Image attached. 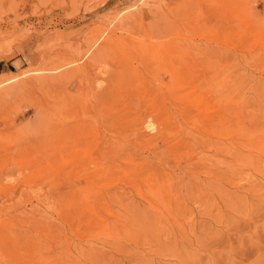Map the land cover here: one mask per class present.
<instances>
[{"label": "rangeland", "instance_id": "374dc122", "mask_svg": "<svg viewBox=\"0 0 264 264\" xmlns=\"http://www.w3.org/2000/svg\"><path fill=\"white\" fill-rule=\"evenodd\" d=\"M131 12L142 13L139 24ZM146 27L159 39L148 38ZM172 41L179 43L173 51ZM170 70L188 89L169 85ZM20 71L30 74L12 80ZM147 84L169 87L167 108L152 105ZM112 107L123 119L107 116ZM117 130L124 133L118 143L98 152L96 140ZM194 137L207 140L209 158ZM217 147L226 159L222 190L201 201L180 191L183 175L212 180ZM155 148L165 178L151 189L132 165ZM261 157L264 0H0V264H264ZM237 195L248 202L237 203Z\"/></svg>", "mask_w": 264, "mask_h": 264}, {"label": "bare ground", "instance_id": "6f19581e", "mask_svg": "<svg viewBox=\"0 0 264 264\" xmlns=\"http://www.w3.org/2000/svg\"><path fill=\"white\" fill-rule=\"evenodd\" d=\"M194 1H196V0H194ZM246 1V0H245ZM217 2V1H216ZM222 2V1H221ZM231 2V1H230ZM160 3V2H159ZM207 3V2H206ZM224 3V2H223ZM249 3V2H248ZM222 5V4H221ZM244 5V4H243ZM144 6V5H143ZM150 8V7H149ZM166 8V7H165ZM248 9V8H247ZM254 9V8H253ZM182 10H184V9H182ZM181 10V11H182ZM127 12V11H126ZM129 12V11H128ZM159 12V11H158ZM133 13H135V12H133ZM132 12H131V16L133 17V20H131V21H134L135 22V24H139V22H141V19H143L142 18V13H140V14H133ZM181 13V12H180ZM128 14V13H127ZM154 14V13H153ZM152 14V15H153ZM125 15V14H124ZM122 16V15H121ZM125 17V16H124ZM123 17V18H124ZM127 17V16H126ZM129 17H130V15H129ZM168 19V18H167ZM166 19V20H167ZM179 19V18H178ZM118 20H119V17H118ZM118 20H116V21H118ZM125 21H123L124 23L126 22V21H128V20H126V18L124 19ZM120 21V20H119ZM121 21H122V19H121ZM120 21V22H121ZM129 21H130V19H129ZM149 21V20H148ZM154 21V20H153ZM120 22H118V23H120ZM157 22V21H156ZM160 22H161V20H160ZM159 22V23H160ZM171 22V21H170ZM257 22H258V20H257ZM256 22V23H257ZM127 23V22H126ZM147 23V22H146ZM151 23V22H150ZM158 23V24H159ZM168 23V22H167ZM218 23V22H217ZM250 23V22H249ZM121 24H123V23H121ZM254 24V23H253ZM126 25V24H125ZM144 25V24H143ZM152 24H150V26H151ZM155 25V24H154ZM163 25V24H162ZM170 24H168V26H169ZM113 26V25H112ZM120 27H121V25H119ZM124 26V25H123ZM145 26H147V24L145 25ZM149 26V25H148ZM171 26H172V24H171ZM257 26V25H256ZM152 27V26H151ZM157 27H159V26H157ZM164 27L165 26H163V29H164ZM142 28V27H141ZM147 29L145 30L146 31V35L147 36H149L148 38H158L159 39V37L160 36H158V35H155L154 33H152V32H154V31H150V29H148V27H146ZM160 28V27H159ZM121 29H122V27H121ZM173 29V28H172ZM165 30V29H164ZM170 30V29H169ZM168 30V31H169ZM202 30V29H201ZM144 31V30H143ZM143 31H142V34H143ZM161 31V30H160ZM173 31V30H172ZM156 32V31H155ZM167 32V31H166ZM110 33H112V32H110ZM110 33H109V35H110ZM100 34V33H99ZM145 34V33H144ZM114 36L112 37L113 38V43H114V38H116L115 36V34H113ZM164 35V34H163ZM140 36V35H139ZM142 36V35H141ZM98 37V36H97ZM96 37V38H97ZM143 37V36H142ZM141 37V38H142ZM109 38V37H108ZM107 38V39H108ZM144 38V37H143ZM105 39V38H104ZM96 40V39H95ZM106 41H107V43H106ZM108 41H110V40H106L105 39V43L107 44V45H109V43H108ZM146 41V40H145ZM144 41V42H145ZM103 42V41H102ZM167 44H164V45H168L169 44V41H165ZM183 42V41H182ZM189 42V41H188ZM105 43H103V45L105 44ZM149 43V42H148ZM148 43H145V44H147L148 45ZM191 43V42H190ZM197 43V42H196ZM102 44V43H101ZM105 44V45H106ZM112 44V43H111ZM144 44V43H143ZM143 44H142V46H143ZM171 45H172V47H171V49L170 50H174V47L173 46H176V45H179V43H177L176 41H172L171 43H170ZM181 44V43H180ZM193 44V43H192ZM198 44V43H197ZM138 45V44H137ZM140 45V44H139ZM151 45V44H150ZM195 45V44H194ZM205 45V44H204ZM110 46V45H109ZM142 46H140L141 48H142ZM139 47V48H140ZM144 47V46H143ZM176 47H178V46H176ZM175 47V48H176ZM196 47V46H195ZM145 48V47H144ZM103 49V48H102ZM143 49V48H142ZM176 49H178V48H176ZM152 50V49H151ZM172 50V51H173ZM187 50V49H186ZM207 50V49H206ZM205 50V51H206ZM144 51L145 50H143V53H144ZM169 51V50H168ZM202 51V50H201ZM148 52V51H147ZM154 52V51H153ZM177 52V51H176ZM179 52V51H178ZM199 52V51H198ZM101 53V52H100ZM141 53V52H140ZM118 54V53H117ZM135 54V53H134ZM97 55V54H96ZM180 56V55H179ZM117 59V58H116ZM144 60V59H143ZM147 60H148V58H147ZM140 61V60H139ZM141 62V61H140ZM139 62V63H140ZM123 63V62H122ZM138 63V62H137ZM114 64V63H113ZM141 64V63H140ZM158 64V63H157ZM122 66V65H121ZM126 66V65H125ZM155 66H156V64H155ZM85 67V66H84ZM146 67V66H145ZM164 67V66H163ZM172 67H173V65H172ZM189 67V66H188ZM187 67V68H188ZM181 68V67H180ZM83 69H85V68H83ZM173 69V68H172ZM149 70V69H148ZM168 70V69H167ZM145 71V70H144ZM176 71V70H175ZM175 71H171L170 70V72H169V85H171V87H177L178 89H180L182 86H184L183 88H187V85H188V83H186V81H187V79H186V81H183V75L182 76H180L179 75V73L177 74V72H180V70L178 69L177 70V72H175ZM27 72V71H26ZM26 72L25 71H20V72H17L16 73V75L12 78V80L13 79H17L18 77H20V76H24V75H26ZM28 72H30L29 70H28ZM27 72V73H28ZM32 72V71H31ZM30 72V73H31ZM146 72V71H145ZM149 72V71H148ZM163 72H164V70H163ZM186 72V71H185ZM30 73H28V74H30ZM153 73V72H152ZM187 73V72H186ZM200 73V72H199ZM27 74V75H28ZM137 74V73H136ZM165 74V73H164ZM202 74V73H201ZM201 74H199L198 76H200V77H202L204 74H202V76H201ZM133 75V74H132ZM163 76V75H162ZM186 76H187V74H186ZM198 76H197V78H198ZM142 77V76H141ZM150 77V76H149ZM102 78V77H101ZM149 79V78H148ZM147 79V80H148ZM189 79H191V78H189ZM189 79H188V81H189ZM150 81V80H149ZM151 81H153V80H151ZM191 81V80H190ZM190 81H189V83H190ZM205 81V80H204ZM114 82H116V80H114L113 79V83ZM155 82V81H154ZM164 82V81H163ZM112 83V84H113ZM159 83V82H158ZM187 85H186V84ZM201 83V82H200ZM111 84V85H112ZM115 84V83H114ZM128 84V83H127ZM186 85V87H185V85ZM192 84V83H191ZM191 84H189V86L191 87ZM203 84H205V83H203ZM107 85H108V83H107ZM173 85V86H172ZM198 85H200V84H198ZM198 85H197V87H198ZM160 87H157V88H154V85H152V84H147V86H144V88L146 89V93H149L148 95H150V97H148V95H147V97L149 98V99H151V102H152V105L154 104V106H156V107H160V106H162V104L164 103V97H163V91H164V89L166 88V89H168L169 87H167L166 85H163V84H160L159 85ZM193 86V85H192ZM125 87V86H124ZM196 87V88H197ZM128 88V87H127ZM194 88V87H193ZM132 89V88H131ZM145 89H143V90H145ZM188 89V88H187ZM129 90H130V88H129ZM133 90V89H132ZM169 90V89H168ZM167 91V90H166ZM170 91H172V89L170 90ZM186 91V90H185ZM193 91V90H192ZM133 92V91H132ZM144 92V91H143ZM143 92H140V93H143ZM194 92V91H193ZM134 93V92H133ZM168 93H169V91H168ZM178 93V92H177ZM118 94H119V92H118ZM139 94V93H138ZM171 94H173V93H171ZM181 94V93H180ZM134 95V94H133ZM174 95V94H173ZM173 95H170L171 97H176L175 95L173 96ZM182 95V94H181ZM201 95V94H200ZM95 96V95H94ZM139 96V95H138ZM146 96V95H145ZM144 96V97H145ZM106 97V96H105ZM124 97V96H123ZM141 97V96H140ZM153 99H152V98ZM181 97V96H180ZM108 98V97H107ZM118 98V97H117ZM147 98V100H149ZM104 99V98H103ZM106 99V98H105ZM104 99V100H105ZM174 99V98H173ZM198 99V98H197ZM197 99H195L194 98V100H197ZM206 99V98H205ZM204 99V100H205ZM107 100V99H106ZM109 100V99H108ZM107 100V101H108ZM127 100V99H126ZM153 100V101H152ZM166 100H168V98L166 99ZM185 100V99H184ZM193 100V101H194ZM102 101V100H101ZM132 101H133V99H132ZM106 102V101H105ZM108 102H112V100L111 101H108ZM134 102V101H133ZM139 102H141V101H139ZM143 102V101H142ZM141 102V103H142ZM150 102V101H149ZM171 102V101H170ZM190 103H192L191 101H190ZM201 103L203 104V101L202 102H200V104L199 105H201ZM101 105H103L102 103H100ZM124 104H126V101H124L123 102V106H124ZM164 104H166V103H164ZM163 104V105H164ZM167 104H168V102H167ZM173 104V103H172ZM194 105H195V103H193ZM63 105H65V104H63ZM127 105H129V104H127ZM139 105H140V103H139ZM150 105H151V103H150ZM174 105V104H173ZM176 105V104H175ZM204 105H205V102H204ZM122 106V105H121ZM167 105H164V107L165 108H167L166 107ZM176 106H178V105H176ZM180 106V105H179ZM202 106V105H201ZM206 106V105H205ZM125 107V106H124ZM128 107V106H127ZM133 107H134V104H133ZM152 107V106H151ZM160 108V109H163V110H165V108ZM198 107V106H197ZM204 106H202L201 108H203ZM100 108H103V107H100ZM108 108V107H107ZM175 108V107H174ZM179 108H181L182 109V106H180ZM198 108H200V107H198ZM198 108H196V109H198ZM60 108H58V110H59ZM154 108L152 107V110H153ZM169 109V108H168ZM168 109H167V111H168ZM176 109V108H175ZM206 109V108H205ZM103 110V109H102ZM121 110H123V109H121ZM180 110V109H179ZM46 111V110H45ZM109 111V110H108ZM139 111V110H138ZM153 111H155V109L153 110ZM152 111V112H153ZM170 111V110H169ZM178 111V110H177ZM183 111H184V109H183ZM196 111V110H195ZM39 112L41 113V111L39 110ZM43 112V111H42ZM103 112H104V110H103ZM106 112H107V110H106ZM165 112V111H164ZM190 112V111H189ZM188 112V113H189ZM198 113H200V111H197ZM201 112H203V110L201 111ZM206 112V111H205ZM49 113H52V112H50L49 111ZM105 113V112H104ZM109 113V112H108ZM111 113V114H110ZM110 116H109V114L107 115L108 117H110L112 120H113V118H116V119H120V118H122V117H124V116H122V117H120V115H119V110L117 109V108H114V107H112L111 109H110ZM124 113V112H123ZM133 113H134V111H133ZM162 113V112H161ZM176 113H179V112H176ZM185 113V112H184ZM191 113V112H190ZM197 113V114H198ZM42 114V113H41ZM126 114V113H125ZM150 114H151V112H150ZM166 114V113H165ZM172 114V113H171ZM192 114V113H191ZM222 114V113H221ZM38 115V114H37ZM40 115V114H39ZM119 115V117L120 118H118V117H116V116H118ZM128 115V114H127ZM137 115V114H136ZM158 116H159V114H157ZM156 115V116H157ZM189 115V114H188ZM196 115V114H195ZM194 115V118L196 119V116ZM216 115V114H215ZM155 116V117H156ZM157 116V117H158ZM161 116V115H160ZM190 116V115H189ZM188 116V117H189ZM213 116V115H212ZM220 116V115H219ZM129 117V116H128ZM133 117V116H132ZM164 117V116H163ZM163 117H162V119H163ZM183 117H184V115H183ZM218 117V116H217ZM221 118H222V116H220ZM72 118V117H71ZM70 118V119H71ZM92 118V117H91ZM100 118V117H99ZM104 118H105V116H104ZM173 118L175 119V120H178L177 119V117H174L173 116ZM173 118H172V120H173ZM180 118V117H179ZM186 118H187V115H186ZM185 117H184V119H186ZM193 118V119H194ZM214 118V117H213ZM66 119V118H65ZM68 119V118H67ZM103 118H101V120H102ZM123 119V118H122ZM144 120H146L145 118H143ZM155 119V118H154ZM161 119V118H160ZM161 119V120H162ZM153 120V119H152ZM156 120V119H155ZM160 120V123H159V125L162 123L163 124V122ZM164 120V119H163ZM180 120H182V118L180 119ZM192 120V118L190 119V121ZM220 120H222V119H220ZM103 121V120H102ZM101 121V122H102ZM106 121V120H105ZM109 121H110V119H109ZM118 121V120H117ZM116 121V122H117ZM123 121H125V120H123ZM147 121V120H146ZM149 121V120H148ZM148 121L145 123L147 126H148ZM185 121V120H184ZM196 121V120H195ZM108 122V121H107ZM119 122V121H118ZM116 123V124H119V123ZM133 122H135L136 124H140L141 123V120H140V117L138 116H136V118H133ZM153 122V121H152ZM157 122H159V119H158V121ZM178 122V121H177ZM218 123L220 122L221 123V121H217ZM222 122H223V120H222ZM112 123H113V121H112ZM173 123V122H172ZM176 123V122H175ZM101 124V123H100ZM103 124V123H102ZM124 124H126V122H124ZM149 124H152V123H149ZM166 124V123H165ZM105 125V124H104ZM115 125V124H114ZM141 125H142V123H141ZM158 125V126H159ZM170 125H172V124H169V127H170ZM174 125H176V124H174ZM178 125H180V123L179 124H177V126ZM186 125V124H185ZM188 125H190V124H188ZM191 125H192V123H191ZM103 126V125H102ZM111 126V125H110ZM161 126H163V125H161ZM161 126H160V130L161 131H158V132H160V136L161 137H164L165 136V126H164V128L163 129H161ZM167 126V125H166ZM176 126V127H177ZM180 126H182V125H180ZM179 126V127H180ZM196 126H198V125H196ZM194 127V128H197V127ZM92 127V126H91ZM112 127V126H111ZM138 126H136L135 128H137ZM176 127H174V128H176ZM179 127H177V128H179ZM130 128H133V127H130ZM130 128H129V130H130ZM168 128V127H167ZM174 128H172V130H170L171 131V133H173V131L175 130ZM183 128V127H182ZM185 129L184 130H186V131H188V132H191L190 130H192V128H190L189 130H187L186 129V127H184ZM134 129V128H133ZM144 129V128H143ZM145 129H146V127H145ZM156 129H157V125H156ZM174 129V130H173ZM92 130V129H91ZM110 130V129H109ZM123 130V129H122ZM127 130H128V128H127ZM141 130H142V128H141ZM158 130H159V128H158ZM183 130V129H182ZM63 131V130H62ZM68 131V130H67ZM66 131V132H67ZM71 131H74V130H70L69 132H71ZM93 131V130H92ZM124 131V130H123ZM123 131H120V130H117V131H113L111 134H109V135H107L108 133H109V131H108V133L107 134H105L106 132H103V135H102V137H100V138H98V137H96V142H94L93 143V145L96 143V145H98V146H100L101 147V149H99L98 150V152L101 150V152H103V150H105L109 145H116V143H118V139H119V136H120V134L122 135V137H123ZM126 131V130H125ZM134 131H135V129H134ZM167 131H169V130H167ZM180 131V130H179ZM65 132V133H66ZM75 132V131H74ZM94 132V131H93ZM97 132V131H96ZM133 132V131H132ZM146 132V131H145ZM145 132L144 133H142V131H141V133L139 134L140 136H144V135H146L145 134ZM197 132V131H196ZM195 132V133H196ZM63 133V132H62ZM61 133V134H62ZM98 133V132H97ZM128 132H126V135L128 136V135H131L130 134V132H129V134H127ZM138 133H139V131H138ZM181 133H183V132H181ZM193 132H191V133H189V134H191V136H193V134H192ZM199 133V132H198ZM201 133V132H200ZM70 135H71V133H69ZM76 134V133H75ZM75 134H73V132H72V135L74 136V137H77V136H75ZM95 134V133H94ZM135 134V133H134ZM159 134V133H158ZM178 134V133H177ZM197 134V133H196ZM64 135V133L61 135V136H63ZM85 135V134H84ZM89 135V134H88ZM91 135V134H90ZM89 135V136H90ZM180 135H182V134H180ZM179 135V136H180ZM60 136V137H61ZM65 136V135H64ZM96 136H97V134H96ZM127 136H124V137H127ZM149 136V135H148ZM159 136V135H158ZM201 136V135H200ZM67 138H68V136H66ZM66 137H65V141H69V138L66 140ZM73 137V138H74ZM82 137V136H81ZM122 137H121V139H122ZM145 137V136H144ZM198 137V136H197ZM71 138V137H70ZM78 138V137H77ZM94 138V137H93ZM135 138H137V137H135ZM134 138V139H135ZM139 138L140 137H138V140H139ZM143 138V137H142ZM142 138H140V139H142ZM185 138V137H184ZM56 138H54V140H55ZM60 139H62V138H60ZM90 139V138H89ZM128 139H129V137H128ZM182 139V138H181ZM63 140V139H62ZM77 140V139H76ZM79 140V139H78ZM77 140V141H78ZM125 140H127L126 138H125ZM189 140V139H188ZM55 141H57V140H55ZM80 141V140H79ZM94 141V140H93ZM132 141V140H131ZM149 141H151L150 139H149ZM193 141L195 142V145L196 144H199V145H201L203 148H201V150H202V154H203V156L205 157V158H209V157H207V154H204V148H205V143L207 142V140H203V139H200V138H196V137H194L193 138ZM212 141V140H211ZM217 141V140H216ZM62 142H64V140L62 141ZM62 142H61V144H62ZM124 142V141H123ZM180 142V141H179ZM182 142V141H181ZM218 142V141H217ZM60 143V142H59ZM91 143V142H90ZM56 144V143H55ZM60 144V145H61ZM68 144V143H67ZM89 144V143H88ZM124 144H126V143H124ZM189 144H190V142H189ZM220 144V143H219ZM57 145V144H56ZM91 145V144H90ZM18 146V145H17ZM55 146V145H54ZM64 146V145H63ZM63 146L61 147V148H63ZM78 146V145H77ZM95 146V145H94ZM177 146V145H176ZM179 146V145H178ZM193 146V145H192ZM219 146V145H218ZM57 147H58V145H57ZM66 147V146H65ZM90 147V146H89ZM171 147V146H170ZM207 147V146H206ZM59 148V147H58ZM57 148V149H58ZM78 148V147H77ZM174 148V147H173ZM190 148H192L191 147V145H190ZM218 148V150L216 149V151H215V154H214V156H215V159H213V164H212V166H211V164H210V168H212L211 169V172L210 173H212L211 175L212 176H214V177H212V180H211V178L209 177V181H202V180H200V179H198V178H195L194 177V174L193 175H189L186 179H184L183 178V176H185V175H183V173H181L183 176H182V178H180V179H177V177L174 179V180H176L177 179V188L181 191V190H185L186 192H188V193H192V194H194L195 196H193V197H195V198H197L198 200H203V199H206V200H209V197L210 196H212L211 194L212 193H210V190L212 191L213 189L214 190H216L217 188H219V186H220V184L221 183H219L218 181H221V179L224 177L223 176V173H224V169H222V167H221V165L223 164V165H225L224 164V160H226V159H224L223 160V158L221 157L223 154H221L222 153V148H220V147H217ZM233 148V147H232ZM245 148H247V147H245ZM91 149V148H90ZM235 149H237V148H235ZM241 149V148H240ZM239 149V150H240ZM244 149V148H243ZM43 150V149H42ZM56 150V149H55ZM59 150V149H58ZM57 150V151H58ZM68 150V149H67ZM205 150H210V149H205ZM222 150V151H221ZM232 150V149H231ZM238 150V151H239ZM246 150V149H245ZM244 150V151H245ZM59 151H61V150H59ZM58 151V152H59ZM62 151H63V149H62ZM70 151V150H69ZM87 151H89V149H87ZM95 151H97V150H95ZM195 151V150H194ZM204 151V152H203ZM234 151V150H233ZM249 150L247 149V153H249L248 152ZM53 152H54V150H53ZM56 152V151H55ZM54 152V153H55ZM65 152H66V150H65ZM189 152H191V151H189ZM196 152V151H195ZM242 152V151H241ZM201 153H199V154H201ZM207 153V152H206ZM231 153H233L234 154V156L235 157H237V162H239L240 160H242V157H244L243 155H242V157H241V153L240 152H231ZM229 154V153H228ZM126 155V154H125ZM250 155V154H249ZM117 156V155H116ZM123 156V155H122ZM129 156V155H128ZM152 157L151 158H149V159H146V158H148V157H146L145 158V160H141V161H139L138 163H137V165L135 164V165H132L133 167V169H134V171L137 173H139V174H136L135 172V176L137 177V178H141L142 180H143V182H144V178L145 177H148L149 179H145V181H147V185L151 188V189H153V187H159L162 183L160 182L162 179H164L165 178V173L162 175L161 174V172H158V169L160 168V165L159 164H157V163H155L156 161H155V159L156 158H159L160 157V150H158L157 148H155L153 151H152V155H151ZM211 156V155H210ZM119 157H121V156H119ZM124 157V156H123ZM145 157V156H144ZM168 157V156H167ZM196 157V156H195ZM200 157V156H199ZM202 157V156H201ZM233 157V156H232ZM231 157V159H233ZM246 157V156H245ZM122 158V157H121ZM139 158V157H138ZM137 158V159H138ZM141 158H142V155H141ZM162 158H164V157H162ZM212 158H214L213 157V154H212ZM246 158H248V157H246ZM245 158V159H246ZM106 159V158H105ZM190 159H192V158H190ZM195 159H197V157L195 158ZM198 159H201V160H204L203 158H198ZM227 159H229V158H227ZM250 159V158H249ZM249 159L246 161V162H248L249 161ZM254 159V158H253ZM261 159L262 160H264V158H262L261 157ZM201 160L200 161H198V160H196V161H198V162H201ZM236 160V159H235ZM234 159L232 160V161H235ZM239 160V161H238ZM243 160H244V158H243ZM242 160V161H243ZM261 160V161H262ZM111 162H113L112 160H111ZM135 162V161H134ZM236 162V161H235ZM236 162V163H237ZM246 162H244V163H246ZM39 163V162H38ZM115 163V162H114ZM117 163V162H116ZM159 163V162H158ZM164 163V162H163ZM202 163H203V161H202ZM207 163H211V162H207ZM227 163V162H226ZM166 164V163H165ZM203 164H205V163H203ZM228 164H232V163H228ZM238 164H243V163H241V162H239ZM108 165V164H107ZM162 165H164V164H162ZM161 165V166H162ZM234 165V164H233ZM246 166V164H243V166ZM143 166V167H142ZM166 165H164V167H165ZM205 166H208V165H205ZM230 166V169H232L233 167H235V165L234 166H232V168H231V165H229ZM228 166V167H229ZM142 167V168H141ZM185 167V166H184ZM190 167V166H189ZM237 167V166H236ZM248 167H250V166H248ZM258 167V166H257ZM97 168V167H96ZM147 168H150V169H147ZM166 168V167H165ZM186 168V167H185ZM192 168V167H191ZM243 168H246V167H243ZM243 168H241L242 170H243ZM145 169H147V170H145ZM161 169V168H160ZM164 169V168H163ZM195 169H197V168H195ZM229 169V170H230ZM235 169V168H234ZM237 169V168H236ZM238 169H240L239 167H238ZM240 169V170H241ZM250 170H251V168H249ZM186 170H187V168H186ZM185 170V171H186ZM194 170V169H193ZM208 170V169H207ZM165 171V170H164ZM204 171V170H203ZM227 172H228V170H226ZM234 171V170H233ZM105 172V171H104ZM196 172H198V170L196 171ZM205 172V171H204ZM207 172V171H206ZM239 172V171H238ZM252 172V171H251ZM237 173V172H236ZM245 173V172H244ZM161 174V175H160ZM178 174H180V173H178ZM185 174V173H184ZM234 173L232 172V175H233ZM239 174V173H238ZM242 174V173H241ZM246 174H248L249 175V172L248 173H246ZM169 175V174H168ZM197 176H198V174H196ZM210 175V174H209ZM225 175V174H224ZM237 175V174H236ZM243 175V174H242ZM78 176V175H77ZM175 176H177V174L175 175ZM186 176H187V174H186ZM196 176V177H197ZM207 176V175H206ZM238 176V175H237ZM170 177V176H169ZM199 177V176H198ZM242 177V176H241ZM243 177H245L244 175H243ZM174 178V177H173ZM214 178V179H213ZM225 178V177H224ZM202 179L204 180L205 179V176L204 177H202ZM207 180H208V178H207ZM256 180V179H255ZM222 181L225 183V181L222 179ZM172 183V182H171ZM218 183H219V185H218ZM254 183V182H253ZM252 184V183H251ZM151 185V186H150ZM256 187V186H255ZM254 189V188H253ZM252 189V190H253ZM262 189V188H261ZM219 190H220V188H219ZM222 190V189H221ZM220 190V191H221ZM219 191V192H220ZM255 191H259L260 192V189H257V190H255ZM91 192V191H90ZM214 192V191H213ZM225 191H223L222 193L223 194H225L224 193ZM217 193V192H216ZM221 193V192H220ZM220 193H219V195H220ZM250 193H251V191H250ZM262 193V192H261ZM260 193V194H261ZM218 194V193H217ZM222 194V195H223ZM214 195V194H213ZM221 195V196H222ZM226 195V194H225ZM251 195V194H250ZM96 196V195H95ZM103 196V195H102ZM224 196V195H223ZM238 196V195H237ZM254 196H256V194L254 195ZM257 196H259V195H257ZM256 196V197H257ZM262 196H264V195H262ZM250 197V196H249ZM103 198V197H102ZM101 198V199H102ZM234 198H235V195H234ZM242 198V197H241ZM241 198H240V196H238V199H237V203H239V204H242V202H243V200H245V199H243V200H241ZM100 199V200H101ZM262 199H264V198H262ZM224 200V199H223ZM229 200H231V199H229ZM236 200V199H235ZM260 200V199H259ZM258 200V201H259ZM226 201L228 202V200L226 199ZM225 201V203H227ZM245 201H247L248 202V200H245ZM205 202V201H204ZM253 202V201H252ZM259 202H261V201H259ZM258 202V203H259ZM233 204V202H228L227 204ZM257 203V202H256ZM206 204V203H205ZM229 204V205H230ZM235 204V203H234ZM252 204V203H251ZM207 206V205H206ZM212 206V205H211ZM219 207H220V205H219ZM250 207V206H249ZM251 208V207H250ZM258 208V207H257ZM234 209H236V208H234ZM248 209V208H247ZM255 209H256V206H255ZM254 209V211H253V213H251L250 212V214H254V212H256L257 210H255ZM250 210H253V209H250ZM242 211V210H241ZM221 212V211H220ZM249 212V211H248ZM258 213H259V211H258ZM258 213L256 212V214L258 215ZM262 213V212H261ZM260 213V214H261ZM245 214H247V213H245ZM255 214V215H256ZM259 214V215H260ZM262 214H264V213H262ZM261 214V215H262ZM258 215V216H259ZM240 216H241V214H240ZM251 216V215H250ZM243 217V216H242ZM242 217H241V219H242ZM252 217L254 218V216L252 215ZM252 217H250L251 219H252ZM262 217V216H261ZM249 218V217H248ZM239 220H240V218H239ZM231 221V220H230ZM242 220H240V222H241ZM235 222V221H234ZM237 222H239L238 221V219L236 220V222L235 223H237ZM249 222V221H248ZM252 222V221H251ZM254 222V221H253ZM234 223V224H235ZM250 223V222H249ZM233 224V225H234ZM238 224V223H237ZM245 224V223H244ZM251 224V223H250ZM227 225H229V224H227ZM230 225H231V223H230ZM232 225V228L234 227ZM243 225V224H242ZM235 226H237V225H235ZM244 226H246V224L244 225ZM231 227V226H230ZM241 227V226H240ZM225 228H227V229H229V226L227 227H225ZM232 228H230V229H232ZM237 228H238V226H237ZM229 229V230H230ZM225 231H226V229H225ZM247 231V230H246ZM227 232V231H226ZM245 232V231H244ZM230 233V232H229ZM253 233V232H252ZM225 235H223V237H224ZM255 237V236H254ZM251 238V237H250ZM222 239V238H221ZM220 239V240H221ZM223 241H224V238H223ZM253 241V240H252ZM262 241H264V240H262ZM262 241H260V242H262ZM257 243H259L258 241H257ZM246 245V244H245ZM262 245H264V243H262ZM262 245L260 246V244H259V246L260 247H262ZM213 246V245H212ZM250 246V245H249ZM249 248V247H248ZM253 248V247H252ZM168 249V248H167ZM182 249V248H181ZM249 250V249H248ZM251 250V249H250ZM245 251V250H244ZM243 251V252H244ZM259 251V250H258ZM245 253V252H244ZM248 253V252H247ZM249 254H251V253H249ZM249 254H246V256L247 255H249ZM253 254V253H252ZM262 255H264V254H262ZM250 256V255H249ZM262 257H264V256H262ZM261 257V258H262ZM257 259V258H256ZM258 260V259H257ZM241 261V260H240Z\"/></svg>", "mask_w": 264, "mask_h": 264}]
</instances>
